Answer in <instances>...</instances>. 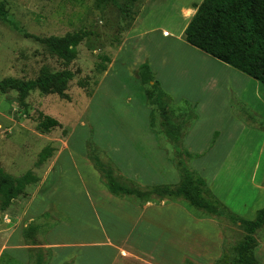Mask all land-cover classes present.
<instances>
[{
  "label": "rangeland",
  "instance_id": "1",
  "mask_svg": "<svg viewBox=\"0 0 264 264\" xmlns=\"http://www.w3.org/2000/svg\"><path fill=\"white\" fill-rule=\"evenodd\" d=\"M186 1L0 0V80H33L43 67L73 72L65 96L35 88L20 106L15 90L0 91V167L12 177L32 171L38 178L0 209V264H34L36 246L23 235L33 223L43 224V264H234L241 227L182 199L140 204L116 197L88 157L95 147L129 186L179 182L178 152L148 100L151 88L137 77L146 62L166 95L169 119L180 126L178 147L193 156L187 166L228 208L241 206V217L252 220L264 205V146L243 129L264 131V87L185 41L178 10ZM152 7L159 9L145 18ZM78 31L85 37L69 63L37 40ZM243 89L254 108L239 98ZM42 115L59 125L39 132ZM45 146L52 155L36 165ZM256 157L263 162L251 179ZM149 216L156 238L142 237ZM198 232L206 237L196 239ZM254 236L252 254L264 264V225ZM153 240L155 249L141 245ZM170 241H189L188 248L167 251Z\"/></svg>",
  "mask_w": 264,
  "mask_h": 264
},
{
  "label": "trees",
  "instance_id": "2",
  "mask_svg": "<svg viewBox=\"0 0 264 264\" xmlns=\"http://www.w3.org/2000/svg\"><path fill=\"white\" fill-rule=\"evenodd\" d=\"M98 1L104 3L114 0ZM192 7L195 8V13L184 29L185 41L259 81L264 87V0H202L199 4L193 3ZM189 15L190 10L184 13L185 17ZM5 17L6 10L0 4V20ZM84 37L85 33L78 31L62 36L37 38V40L57 58L69 63L76 58L77 47ZM104 69V66L100 68L101 71ZM137 77L141 84L151 88L148 100L160 110L163 132L178 152L174 164L180 174V180L175 186L154 185L144 189L129 186L116 177L113 166L104 160L102 152L95 147H89L88 157L93 167L100 172L102 182L109 193L119 198H132L140 204L152 200L182 199L188 206L200 210L207 217L225 219L243 229L244 238L238 243L234 264H263L255 259L252 248L256 242L254 233L264 225V205L257 210L255 217L249 220L231 211L216 197L205 179L187 166L185 158L193 156L178 147L182 139L180 126L169 119L164 101L166 95L154 78L148 63L144 62L139 66ZM72 78L73 72L68 69L50 72L43 67L33 80L17 78L0 80V91L15 90L20 106H25V97L35 88L43 93L65 96L64 91ZM58 125L59 122L55 118L42 115L36 127L39 132L47 133ZM52 152L51 146H45L40 151L35 164L41 165L52 155ZM37 180V176L32 171H26L19 177H12L0 167V209L7 208L24 192L26 186ZM41 226L42 223H33L23 229V235L36 246L34 264H43L46 258L44 247L37 234Z\"/></svg>",
  "mask_w": 264,
  "mask_h": 264
},
{
  "label": "crops",
  "instance_id": "3",
  "mask_svg": "<svg viewBox=\"0 0 264 264\" xmlns=\"http://www.w3.org/2000/svg\"><path fill=\"white\" fill-rule=\"evenodd\" d=\"M201 1V0H200ZM192 1L188 0L186 2H184L182 4L181 7H179V10L178 12L180 13L181 15V29H180V32H181V35L184 37V29L186 27V25L188 24L189 20L191 19V17L194 15L195 13V8L192 7ZM156 6V5H155ZM159 8L158 7H152L148 14L145 15L147 18L148 15L156 12ZM190 10L191 11V14L189 15L188 18L184 19L183 20V15L186 11ZM164 31H167V30H164ZM168 35H169V32L167 31ZM253 79V78H251ZM257 83V82H256ZM258 85V84H257ZM247 90V89H246ZM245 94H246V91L243 89L241 94H240V99H242L243 101H245L250 107L254 108V102L252 101L251 97L247 96L245 97ZM244 130H249V133H251L252 135L256 136L257 140L259 141V144H260V148L262 146H264V131L263 130H259V129H252V128H247V127H243ZM264 160V159H263ZM263 160H261L260 158L256 157L255 159V162L253 163V166H252V170L250 172V176H251V179H253V177L257 175L258 173V169H259V163L261 164V162H263ZM263 173V179H262V185H263V180H264V172ZM235 181L238 180L237 177L236 179H234ZM263 189H264V186H263ZM222 200V199H221ZM223 202V201H222ZM224 203V202H223ZM225 204V203H224ZM226 205V204H225ZM235 206V205H234ZM234 206H231L229 205V209L233 212H236V213H241V211H239L242 207L240 206V208H237L235 209ZM151 212V211H149ZM134 216L136 217V215L134 214ZM153 217L149 216L148 217V230H145L142 234V237H151V236H155V238L157 237V235H155L156 233V230L154 227H152V223H155V221L153 222ZM206 237V234L203 233V232H198L197 235L195 236L196 239H204ZM154 238V239H155ZM186 238V237H185ZM184 238V239H185ZM146 239V238H145ZM183 240V239H182ZM188 242L189 241H180V242H167L164 244V248L166 247L167 251H170L172 247H176V246H179V247H183V250L187 249L188 248ZM197 244V248H199V244L197 242H194ZM141 245L149 248V249H155L158 245L157 241L156 240H153L152 242L151 241H146L145 243H142ZM172 251V250H171Z\"/></svg>",
  "mask_w": 264,
  "mask_h": 264
},
{
  "label": "bare ground",
  "instance_id": "4",
  "mask_svg": "<svg viewBox=\"0 0 264 264\" xmlns=\"http://www.w3.org/2000/svg\"><path fill=\"white\" fill-rule=\"evenodd\" d=\"M197 51V50H196ZM200 53V52H199ZM199 53L197 52L196 54H198L199 55ZM203 56V55H202ZM208 58V57H207ZM209 59V58H208Z\"/></svg>",
  "mask_w": 264,
  "mask_h": 264
}]
</instances>
